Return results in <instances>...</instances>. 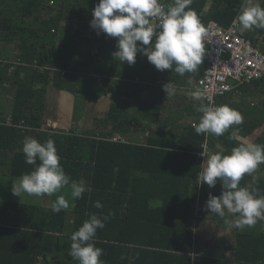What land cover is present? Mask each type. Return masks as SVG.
<instances>
[{"label": "trees", "instance_id": "16d2710c", "mask_svg": "<svg viewBox=\"0 0 264 264\" xmlns=\"http://www.w3.org/2000/svg\"><path fill=\"white\" fill-rule=\"evenodd\" d=\"M162 1L167 5L172 3V0ZM259 1L264 7V0ZM244 2L193 0L190 8L202 24L215 22L229 27ZM98 3L99 0H0V43L17 44V62L0 58V81L15 78L16 82L12 124L7 120L0 123V163H7L10 174L20 178L35 168L25 162L22 151L25 137L36 138L41 143L52 139L65 173L73 180H85L91 189L83 198L74 200L72 213L65 209L56 213L48 206L0 201V250L10 253L14 264H38L39 256L47 259L55 246L61 245L67 264L69 261L78 264L69 254L70 237L90 215L96 214L100 218L108 217L93 241L103 249L104 264H264V232L236 233L230 260L196 254L193 214L197 200L204 207L209 194H221V183L214 188L198 184L196 178L202 162L195 152L180 143L179 135L166 132V136L150 138L148 146L123 139L135 118L145 117L146 111L155 119L159 107L152 105L150 109L147 105L150 103L140 100L139 114H131L123 106L113 104L103 122L113 128L99 135L96 130L78 134L43 129L45 85L53 84L74 94L86 92L89 98L111 91L107 88L110 72L103 78L104 71L96 66L98 35L90 26L92 11ZM88 27L93 34L90 47L81 51L86 43L78 34L83 35ZM263 33L264 29L256 28L243 31L255 43L260 41L256 36ZM204 52L203 62L194 74L197 81L206 69V44ZM11 66H14L12 71ZM124 84L129 90L124 94L141 97L138 83L116 81L121 86L119 91ZM38 85L42 89H37ZM154 88L152 98L162 101L163 87ZM115 134L121 138L114 140ZM208 140L210 145H217L214 135L209 134ZM220 142L230 149L238 146L235 140ZM256 142L264 144V136ZM240 186L255 189L259 196H264V177L249 185L243 176ZM154 199H160L161 206L150 207L149 202ZM97 201L102 208L94 206Z\"/></svg>", "mask_w": 264, "mask_h": 264}, {"label": "clouds", "instance_id": "9594fccd", "mask_svg": "<svg viewBox=\"0 0 264 264\" xmlns=\"http://www.w3.org/2000/svg\"><path fill=\"white\" fill-rule=\"evenodd\" d=\"M192 3L193 0H172L166 6L162 0H99L92 11L90 26L98 35L103 33L117 38V51L113 56L120 62L134 65L140 53L158 71L171 70L184 76L196 72L205 55L203 39L206 29L190 8ZM233 25H238L241 32L264 29V7L259 0H246V6L242 7ZM163 90L167 97L176 91L170 81L163 85ZM188 95L199 102L197 111L202 115L193 128L195 133L204 135V141L209 134L219 137L230 128L243 124L238 111L228 105H215L204 92L195 90ZM229 138L238 142L230 155L209 154L202 145L201 156L205 159L196 179L199 185L207 184L209 188L221 183V194H209L205 208L221 218L234 216L233 226L243 231L264 221V196H259L255 189L240 186L245 174L255 173L264 164V144L244 140L237 130L232 131ZM22 151L25 162L35 168L12 182L13 195L52 196L70 187L71 197L80 199L86 191H91L85 180H73L65 173L52 139L41 143L36 138L25 137ZM157 203L150 201L149 206L154 207ZM94 206L103 207L99 201ZM68 207L66 196L59 194L52 211L59 213ZM107 218L92 214L72 233L69 254L78 264H104L101 259L103 249L96 247L93 241L97 230L105 227Z\"/></svg>", "mask_w": 264, "mask_h": 264}, {"label": "crops", "instance_id": "0c3cea01", "mask_svg": "<svg viewBox=\"0 0 264 264\" xmlns=\"http://www.w3.org/2000/svg\"><path fill=\"white\" fill-rule=\"evenodd\" d=\"M262 5V3H261ZM246 6V4H245ZM83 35L80 33L78 36L85 39L86 45L80 48L81 51L90 47V38H92V32L90 28L84 29ZM96 35L97 32H96ZM260 38L258 43L261 44L264 49V33L256 36V39ZM117 38L108 37L106 34H99L95 42L96 50V66L99 70L104 71L106 78L109 75L111 81L109 82L108 89L111 91L101 97H88L86 92H78L77 94L71 93L66 89H61L53 84L45 85L44 93V108L42 113V123L44 130H55L68 132L72 131L78 134L85 133L87 131L96 130L99 132L111 131L113 126L109 124H103L109 117V112L113 104L123 106L129 113L139 114V103L143 100L150 109L152 105L159 107L160 112L156 114L155 119H152L146 111L145 117H137L131 124L130 132L123 138L133 144L140 146H148L147 142L150 138L160 137L162 134L166 136V132L180 136V143L188 150L195 152L199 160L203 163L204 157L201 156L203 151L202 145L207 144L206 150L209 154H215L217 152L223 155H230L231 150L226 147L220 141L232 140L230 135L232 131L237 130L238 135L244 140L252 143H257L259 137L264 136V82L257 81L250 84L241 85L237 90L232 91L221 97L218 101V105H228L230 108L238 111L243 117V124L230 128L224 135L216 137L218 140L216 146L210 145L209 135L207 140L204 141L203 134H197L194 131L193 124H197L202 113L197 111L198 101L190 98L189 92L198 90L197 79L194 77V73H186L184 76H180L171 70H165L163 72L158 71L154 65H152L146 56H142L138 53L136 63L129 65L127 62H120L118 57H114L113 53L117 51L116 48ZM139 43V42H138ZM17 44L15 43H0V54L2 59L6 62H17ZM111 57V60L106 57ZM15 59V60H14ZM20 61V60H19ZM14 62V63H15ZM15 66V65H14ZM14 66H11L13 70ZM8 76V75H7ZM9 77V76H8ZM98 77H101L100 74ZM18 78V76H16ZM15 78L8 81H0V119L10 120L12 119V111L14 106L15 95ZM116 81H123L124 83H138L141 86V97L128 96L124 94L128 85L124 84L121 91V86L116 85ZM171 82L175 88V94L167 97L166 93L162 101L153 99L152 95H155V88L162 89L163 85ZM41 85L37 86V89H42ZM100 91V90H98ZM134 91V90H132ZM88 97V98H87ZM85 98L86 100H82ZM153 101V103H152ZM55 126V127H54ZM116 138H121V135L115 134ZM235 144L238 142L235 140ZM230 149V150H229ZM156 154L157 153H153ZM8 171V164L0 163V171ZM10 175V172H9ZM8 180L7 185H11L13 181H17L19 178L13 177ZM264 177V165L261 164L255 173L248 175L245 174L244 178L249 185L253 184L259 178ZM2 186H7L0 180ZM0 187V201H16V197L7 188ZM70 187H66L61 193L53 194L52 196H31L27 193H21L18 199L21 200L25 197L27 200H33L39 202L40 206L52 207L57 195L64 194L69 201L74 200L71 195ZM152 201L158 202L153 208L161 206L162 201L160 199H154ZM25 203V202H23ZM38 205V204H35ZM68 210L70 213L74 211ZM196 214H200L201 218H195ZM193 222L196 224L197 240H196V254L205 255L218 259L233 258V251L230 247L233 245V239L236 233H254L260 235L264 232V221H260L254 228H246L241 231L233 226L234 216L226 215L221 218L214 213H210L206 210L205 206L202 207L200 199L198 198L196 207L193 214ZM1 221V219H0ZM216 250V254L207 255L206 251ZM65 250L61 245H56L53 254L47 259L44 256H39L37 259L38 264H67L65 257ZM69 261V260H68ZM76 262L69 261L68 264H75ZM0 264H14L10 261V253L0 250Z\"/></svg>", "mask_w": 264, "mask_h": 264}, {"label": "built area", "instance_id": "2783aa9c", "mask_svg": "<svg viewBox=\"0 0 264 264\" xmlns=\"http://www.w3.org/2000/svg\"><path fill=\"white\" fill-rule=\"evenodd\" d=\"M203 25L206 29L203 39L207 45L206 69L197 81L198 90L218 105L221 97L241 85L264 82V49L260 43L246 37L233 23L229 27L215 22ZM7 123L12 124V119ZM114 140L118 138L114 137ZM195 218H201V215L196 214ZM193 226L196 230V224Z\"/></svg>", "mask_w": 264, "mask_h": 264}, {"label": "rangeland", "instance_id": "374dc122", "mask_svg": "<svg viewBox=\"0 0 264 264\" xmlns=\"http://www.w3.org/2000/svg\"><path fill=\"white\" fill-rule=\"evenodd\" d=\"M260 3H261V1H259ZM245 4H246V0H245V2H244ZM245 6V5H244ZM262 7H263V5H261ZM48 19H49V16H48ZM66 23H67V20L65 21ZM65 26V28H67L68 26H67V24H65L64 25ZM15 60V59H14ZM41 68H42V66H41ZM82 100H86L85 98H81V101ZM83 102V101H82ZM43 122V121H42ZM42 125H43V123H42ZM11 175V174H10ZM10 175H9V172L8 171H4V170H2V171H0V180L3 182V183H5L6 185H7V181L8 180H10V179H13V178H11L10 177ZM14 177V176H13ZM2 185L0 184V187H1ZM3 187V189H7L8 187V189L12 192V187H13V184H11V185H7V186H2ZM10 201H12V200H10ZM16 201H20L21 203H23V202H25L24 204H31V205H35V204H38V206H39V202H36V201H33V200H27V199H25V197H22L21 198V200L20 199H18V197H16ZM73 206H74V204H73V202L72 201H70V205H69V209L70 210H73ZM217 252H216V250H213V251H206V253L205 254H207V255H211V254H216Z\"/></svg>", "mask_w": 264, "mask_h": 264}]
</instances>
